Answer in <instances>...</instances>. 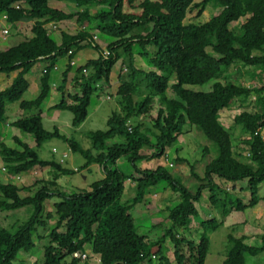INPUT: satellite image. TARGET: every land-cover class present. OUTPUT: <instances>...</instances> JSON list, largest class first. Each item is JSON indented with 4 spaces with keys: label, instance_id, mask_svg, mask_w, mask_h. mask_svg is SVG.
I'll use <instances>...</instances> for the list:
<instances>
[{
    "label": "trees",
    "instance_id": "16d2710c",
    "mask_svg": "<svg viewBox=\"0 0 264 264\" xmlns=\"http://www.w3.org/2000/svg\"><path fill=\"white\" fill-rule=\"evenodd\" d=\"M50 1L0 0V15L5 14L12 27L33 22L31 37L0 49V73L19 71L9 86L0 89V127L8 119L7 105L19 101L22 110L33 113L11 125L33 135L36 142L32 147L15 136L16 146L11 147L0 141V157L14 176L48 166L53 169L52 178L37 179L32 186L0 181L1 212L26 206L34 209L24 223L15 220L10 227L0 223V264H15L20 252L32 251L35 233L48 229L54 217L55 224L43 236L48 241L40 264H90V259L73 257L74 252L86 249L91 250V256L101 257L99 264H153L154 258L158 264H168L163 247L167 240L173 243L177 264H205L210 247L207 232L223 225L231 212L246 211L264 200L259 195L264 182V0H58L77 6L78 11L69 13L51 7ZM211 2L220 8L218 14L203 23H185L190 10L198 9L197 16H201ZM74 18L81 28L75 34L63 31L58 44L47 24ZM242 18L245 20L240 23ZM233 22L238 24L231 27ZM96 33L112 39L106 47L107 56L94 39ZM87 46L94 47L98 57L75 69L78 90L68 92L69 73L74 69L71 60ZM136 54L145 57L150 68L137 67ZM65 56L68 63L58 87L62 99L54 108L71 111L74 128L87 119L92 96L110 86L114 65L121 60L125 68L119 74L117 88L120 109L112 112L106 130L88 133L90 148H84L58 127L48 130L44 126L42 108L51 91L52 72ZM41 60L47 65L39 80L40 92L33 99H23L30 86L29 73ZM233 66L251 69L253 79H259L256 85H245L238 76L232 79L229 69ZM214 79L209 91L187 87ZM168 89L174 93L173 98L168 96ZM154 104H158L156 117L148 126L143 117ZM234 107L240 111L233 121L244 130L240 142L246 147L242 152L236 151L232 131L220 120L221 110ZM188 124L218 147L217 156L205 165L204 175L187 158H176L178 163L190 166L191 176L199 182L195 191L163 165L139 166V162L166 156ZM53 138L62 139L72 152H79L85 159L83 168L100 164L104 177L93 182L90 189H60L58 178L79 169L63 166L65 160L40 156L37 148ZM207 151L205 148L204 154ZM121 158L131 164V174L116 166ZM129 179L135 182L136 196L125 203L122 195ZM161 182L181 198L168 208L171 226L160 238L151 240L137 231L131 209L145 202L147 190ZM22 190L29 195L22 196ZM205 190L222 220L200 217L196 203ZM248 190L249 200L245 201L242 195ZM56 196L59 201L54 203V212L45 214L46 200ZM194 220L204 230L198 241L180 231L191 229ZM247 238L228 234L229 250L222 264H248V256L264 253V233L260 244L252 245Z\"/></svg>",
    "mask_w": 264,
    "mask_h": 264
},
{
    "label": "rangeland",
    "instance_id": "374dc122",
    "mask_svg": "<svg viewBox=\"0 0 264 264\" xmlns=\"http://www.w3.org/2000/svg\"><path fill=\"white\" fill-rule=\"evenodd\" d=\"M196 2H201L202 0H195ZM77 9L76 7H72V12H75ZM220 11L219 7H216L213 2L208 4L206 10L201 16H197L198 9H192L188 12L185 23L194 22V23H203L208 21L211 17L218 14ZM245 19L242 18L239 22H243ZM32 24V23H31ZM238 22H233L230 26L233 27ZM31 26V25H29ZM11 25H7L5 28H9L11 30ZM80 27L77 24L76 19L71 21L70 27H66L68 30L76 31ZM29 31L30 33V27ZM77 28V29H76ZM60 30L61 28H57ZM56 29V30H57ZM1 30V29H0ZM3 30V29H2ZM13 30V29H12ZM99 40L105 42L106 38L111 39L107 36L99 34ZM54 38L55 34L52 35ZM95 37V36H94ZM97 40V39H95ZM112 40V39H111ZM20 41L14 36L13 34L7 35L6 38H3V34L0 31V48L5 47H12L17 45ZM91 52V50H90ZM95 52V51H93ZM142 62L139 59L137 61V67L142 69H148L150 66L146 63V58L141 57ZM85 62V58H81L79 61L80 64ZM122 61L119 60L113 67V76L116 75L118 72L125 71V68L122 66ZM119 69V70H118ZM245 68L239 67L237 69L236 66L231 67L229 73H231L232 79L237 78L240 76L239 73L242 72V76H240V81L247 83L251 82V75L246 74L247 72L251 73V69H247L244 71ZM118 71V72H117ZM14 72L9 74L7 73H0V89H3L9 85V78H12ZM60 74H54L53 82L55 88L57 84H61ZM216 80H211L204 84L198 85H187V87L192 88L194 90L200 91H209L212 88V84ZM238 81L237 83H240ZM116 83V79L114 80ZM173 81L171 82V84ZM54 88V87H53ZM55 88L50 92V96L47 98V102H45V106L47 107L51 103L59 102L60 96L58 97L57 89ZM75 88V87H74ZM117 86L114 87L112 93L109 91L110 99H98L97 97H92L91 99V106L89 108V114L87 119L81 125V127L77 130L72 126V118L73 114L69 110H62V109H53V110H45L46 116L44 117V126L48 130H53L55 127H58L63 134L67 136H73L76 140L82 144L84 148L91 147V141L88 138V133L91 131L97 130H106L107 129V121L113 111L120 109L119 106V96L117 95ZM32 91V90H30ZM30 91H27L23 95V99H33L35 98L38 93H35L34 96ZM105 91V90H104ZM99 94V90L97 91ZM96 92V93H97ZM97 93V94H98ZM97 94H94L95 96ZM167 94L170 98H173L175 95L171 89H168ZM108 96V95H107ZM106 95L104 97L107 98ZM109 98V97H108ZM254 100V98H253ZM158 108V104H154L153 110L146 116H144V120L146 125L152 126L153 120L156 117V111ZM227 109V108H226ZM225 109V110H226ZM229 109V108H228ZM240 111V110H239ZM237 109L229 110L225 115H223V125L226 128H229L232 131V139L237 146V142H240V138H243V127L242 125L235 124L233 119L234 115L237 113ZM30 111L22 110L19 106V101L9 103L7 105V121L1 124L0 127V141L5 142L8 146L15 147V135L19 137L21 140L28 142L32 147H36L35 139L33 135L22 131L19 128L13 127L11 123L13 120H18L24 116L31 115ZM224 114V113H223ZM56 148V152L53 149ZM177 148H180L179 152L177 153ZM207 148L208 151L204 154V149ZM40 156L44 159H52L55 158L56 160H60L63 157V154L67 152L69 156L65 158V162L62 164L65 167L69 168H78L79 172H74L68 175H62L58 178L59 188L67 191H77V190H84L90 189V185L95 182L99 181L104 177L105 173L102 169L100 164H92L89 168H83L85 164L84 157L79 152H72L70 151V147L64 142L62 139L53 138L43 144L42 147L37 148ZM218 154V147L217 145L209 140L201 131H199L195 126H191L190 124L184 127L183 134L179 137L178 142L169 147L167 150V155L161 158H152L150 161H143L139 162L140 167H149L154 168L157 165H163L167 167L170 172L178 177L181 182L190 188L192 191L196 190L197 185L199 182L191 176L190 166L184 163H178L176 158L178 156L185 157L189 160L191 164L196 166V171L200 175H204L205 172V165L215 158ZM172 164V166L170 165ZM116 166L126 174H131L133 169L131 164L128 162L127 159L121 158L117 161ZM75 169V168H74ZM52 170H45L44 168H37L33 169L31 172H28L24 175H20V179L17 176L11 175L7 172L4 163L0 157V181L8 183L12 182L20 187L23 186H32L34 185L37 179H50L53 177ZM86 175L87 179H84ZM245 182V181H244ZM227 186L231 188V184L226 183ZM263 189L262 193L263 194ZM29 191L22 190L21 195L26 196L29 195ZM249 190L248 192L244 193L242 197L245 201L249 200ZM136 196V189L135 183L130 179L125 182V191L122 195V201L127 202L132 200ZM179 193L173 191L165 182H161L155 187L150 188L147 190L145 195V202L137 204L136 206L132 207L131 212L135 219V224L137 231L149 237L151 240H157L160 238L164 231L171 226V221L168 217L169 212L168 208L175 206L180 201ZM59 201V198L56 196L52 199H48L45 202V207L47 212H54V203ZM199 215L201 218L211 219L217 217L218 220H222L219 212L215 209L210 202V193L208 190H205L202 194V198L196 204ZM34 209L32 206H26L17 210H13L9 213L1 212L0 211V223L4 226L10 227V225L16 220L17 222L24 223L28 220V218L33 214ZM44 214V215H45ZM235 221L245 220V223L237 224V226H231L229 224H223L219 226L214 231H208V236L210 239V247L209 252L206 257L205 264H222L224 259L226 258L227 252L229 250V243H228V234L233 233L235 236L239 237L242 235L247 234L248 240L250 244H260V236L264 233V200L252 209H247L246 211H237ZM197 220H194L196 222ZM56 218L54 217L50 221V226L48 229H40L37 233H35V243L36 246L30 251L29 253L21 252L19 257L16 259L15 264H33L35 262L41 263L44 257V246L47 243V239H44L43 236H47L48 232L55 224ZM199 224L194 223L192 224L191 229L189 230H180L182 233L194 241H198L201 233L204 231L200 227ZM42 236V239L39 237ZM171 245V248H170ZM164 252L165 255L170 259L171 263L168 264H177L175 261L174 256V246L173 243L168 240L164 243ZM171 249V250H170ZM89 251V249H86ZM184 252L186 255L189 256V250L187 247L184 248ZM96 257L90 258V264L95 262ZM64 264V263H62ZM153 264H158V260L154 258ZM190 264V262H188ZM248 264H264V253H261L257 256H248Z\"/></svg>",
    "mask_w": 264,
    "mask_h": 264
},
{
    "label": "crops",
    "instance_id": "0c3cea01",
    "mask_svg": "<svg viewBox=\"0 0 264 264\" xmlns=\"http://www.w3.org/2000/svg\"><path fill=\"white\" fill-rule=\"evenodd\" d=\"M49 5L51 6V7H53V8H56V9H59V10H62V11H64V12H67V13H69V12H72L71 10L69 11L68 9H72V7H76V5L74 4V3H71V2H68V1H58V0H51L50 2H49ZM76 11H78V8L75 10V12ZM3 15H0V31L2 32V29H4L7 25L9 26V25H11L10 23H8V21L6 20V19H4L3 17H2ZM74 19H76V18H74ZM73 19H69V20H62V21H58V22H50V23H48L47 24V28H48V30H49V32H50V34L51 35H54L55 34V40H56V42L58 43V44H60L61 42H62V32L63 31H65V32H68V33H70V34H75L76 32H78V30L81 28V27H78V29L75 31H71V30H68L66 27H70V24H71V21H72ZM31 23H33V22H20V23H18L17 24V29L16 28H14V27H11V30H10V33L11 34H13L14 36H16V38L18 39V40H22V41H24L27 37H31L32 36V33H31V27H32V24ZM29 25H31V26H29ZM55 26V27H54ZM27 27H30V33L28 32V34H26V31H29V28H27ZM61 28L60 30H58L57 28ZM14 28V29H13ZM13 29V30H12ZM57 29V30H56ZM3 34V33H2ZM94 36H96L97 38V40H95L96 41V43L97 44H99V45H101V47L104 49V48H106L107 47V45H108V43L110 42V41H112L111 39H107L106 38V40H105V42H102V41H100L99 40V35H98V33H96ZM3 38H4V36H3ZM22 41H20V42H22ZM19 42V43H20ZM8 48H10V47H5L4 49H8ZM0 49H3V48H0ZM90 50H91V52H90ZM93 51H95V52H93ZM85 58V62L83 63V64H85L89 59H95V58H97L98 57V52L94 49V47H92V46H87V47H84L83 49H81L76 55H75V57L73 58L74 60H75V65H74V69H72V71H70V73H69V78H68V85H67V91L68 92H71V93H75V91H77L78 90V87L75 85V69L77 68V67H79V66H81V65H83V64H80L79 63V61L81 60V58ZM141 55H139V54H136L135 55V58L136 59H139L140 60V62H142V60H141ZM143 58V57H142ZM67 63H68V57L67 56H65V57H63V58H61L58 62H57V66H58V68L57 69H54L53 70V72H52V87H51V91L55 88V86H54V82H53V78H54V74H60L61 75V78H60V80H62V78H63V72H64V70L66 69V66H67ZM123 64V63H122ZM136 64H137V61H136ZM46 65H47V63L45 62V61H39V62H37L35 65H34V67L32 68V70L30 71V73H29V79H30V86H29V89H28V91H30V90H32V91H30V93H32L33 94V96H34V94L35 93H38L39 94V92H40V88H39V80H40V77H41V75H42V73H43V70H44V68L46 67ZM123 66V65H122ZM248 68H245L244 69V71H246ZM119 70V69H118ZM18 72L19 71H14V73H13V76H12V78H9V85L12 83V81H13V79L17 76V74H18ZM118 72V71H117ZM121 72H118L116 75L114 74V76H113V70H112V72H111V75H110V86H107V88L105 89V91H103V90H101V91H99L100 92V94L98 93H96L97 95L95 96V95H93L92 97H97L98 99H110V96H109V91H111L110 93H112V91L114 90V87L115 86H119V84H120V81H119V74H120ZM258 73H260L259 72V70H258ZM246 74H248V75H251L252 76V78H251V82H247V83H244V82H242L243 84H245V85H251V86H254V85H256V82H258V80L257 81H255L254 79H253V72H251V73H249V72H247ZM261 74V73H260ZM239 75L240 76H242V72H240L239 73ZM240 76H238V78L240 79ZM116 79V83L114 82V80ZM62 82V81H61ZM60 82V83H61ZM8 85V86H9ZM61 84H57L56 85V87L57 88H55V90L57 89V92H58V94H57V96L59 97L60 96V100H59V102L61 101V99H62V94H61V92L59 91V89H58V87L60 86ZM54 87V88H53ZM75 87V88H74ZM6 88V87H5ZM4 89V88H3ZM50 91V92H51ZM51 94V93H50ZM50 94H49V96H50ZM104 95H108L107 96V98L106 97H104ZM48 96V97H49ZM109 97V98H108ZM92 100V99H91ZM45 102H47V99L45 100ZM45 102H44V105H43V108H42V116H43V120H45L44 119V117L46 116V114H45V110L47 109V110H53V109H55L54 108V106L56 105V104H58L59 102H55V103H51L48 107H47V104H46V106H45ZM70 102H71V100H70ZM254 105V104H253ZM19 106H20V102H19ZM90 106H91V103H90ZM90 106H89V108H90ZM226 109V108H225ZM223 109V110H221V112H220V120H221V122H223V115H225L226 113H227V111H229V110H234V109H237V107H234L233 109ZM239 110L240 109H237V111L239 112ZM237 112V113H238ZM224 113V114H223ZM236 113V114H237ZM89 114V113H88ZM235 116V115H234ZM15 120H13V122H14ZM8 122V121H7ZM84 123V122H83ZM82 123V124H83ZM81 124V125H82ZM81 125L79 126V127H77V130H75V131H78V129L81 127ZM262 134L264 135V129H263V131H262ZM15 136H17V135H15ZM241 139V138H240ZM26 142V141H25ZM28 143V142H27ZM29 144V143H28ZM243 147H246L245 146V144L241 141V142H237V147L235 148L236 149V151H238V152H242L243 151ZM171 165V164H170ZM74 168H76V167H74ZM74 168H72V169H74ZM89 168V167H88ZM44 169L45 170H50V167L48 166V167H44ZM84 176V175H83ZM84 179H87V177H86V175L84 176ZM134 182V181H133ZM135 183V182H134ZM230 184V183H229ZM245 185H246V182H242V186L243 187H245ZM20 186V185H19ZM262 189L264 190V182H262L261 184H260V187H259V193L262 191ZM246 192H248V191H244V193H246ZM262 193V192H261ZM261 196H264V191H263V194H260ZM261 202V201H260ZM197 204V203H196ZM250 209H252V208H250ZM199 211V210H198ZM237 211H233V212H231L225 219H224V224H229V225H231V226H237V224H240L241 223V221H242V223L241 224H243V223H245V220H240V221H235L236 220V217H237V214H235ZM198 222V221H197ZM197 222H194V223H197ZM193 223V224H194ZM198 224V223H197ZM246 236H247V234H245ZM248 237V236H247ZM149 238V237H148ZM247 240H248V238H247ZM168 242L170 243V240H168ZM170 248H171V245H170ZM172 249V248H171ZM170 249V250H171ZM21 253V252H20ZM20 255V254H19ZM19 255H18V257H19ZM169 263H171L170 262V259H169Z\"/></svg>",
    "mask_w": 264,
    "mask_h": 264
},
{
    "label": "built area",
    "instance_id": "2783aa9c",
    "mask_svg": "<svg viewBox=\"0 0 264 264\" xmlns=\"http://www.w3.org/2000/svg\"><path fill=\"white\" fill-rule=\"evenodd\" d=\"M4 19H6L7 18V16L5 15V14H3V16H2ZM55 27V26H54ZM2 33H3V36H4V38H6L7 37V35H9L10 34V30H9V28H4L3 30H2ZM97 37L95 36L94 37V39H96ZM72 53V51H70L69 52V54H71ZM109 54V51L106 49V48H104V55L105 56H107ZM71 64L72 65H75V60L74 59H72L71 60ZM58 68V66L57 65H55L54 66V69H57ZM43 72H46V68H44V70H43ZM100 85L101 84H97V87H99L100 88ZM71 151V150H70ZM68 153L67 152H65L64 154H63V157L60 159V161L61 162H64V160H65V158L66 157H68ZM75 170H78V168H75ZM19 179H20V176L18 175L17 176ZM96 256H98L97 258H95V262H94V264H99L100 263V261H101V257L99 256V255H93V257H96ZM73 257H75V258H78V259H81L82 261H85V260H88V259H90L92 256H91V250H85V251H77V252H74L73 253ZM153 257H156V256H153Z\"/></svg>",
    "mask_w": 264,
    "mask_h": 264
}]
</instances>
